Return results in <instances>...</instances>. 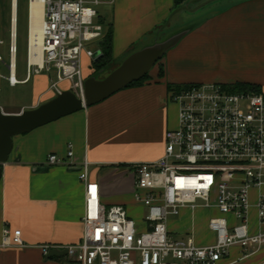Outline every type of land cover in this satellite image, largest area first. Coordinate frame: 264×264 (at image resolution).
<instances>
[{"label": "crops", "instance_id": "1", "mask_svg": "<svg viewBox=\"0 0 264 264\" xmlns=\"http://www.w3.org/2000/svg\"><path fill=\"white\" fill-rule=\"evenodd\" d=\"M192 2L197 0L176 9L185 10L175 19L180 23L177 28L198 20L199 6L190 8ZM174 6V0H101L97 20L103 27L102 36L111 29L114 68L125 54L150 43L151 35L156 33L160 38L171 30ZM29 14L27 1L26 56ZM204 16L159 61L162 73L155 64L144 82L13 137L0 179V242L4 228L20 229L24 246L0 247V264H78L66 256L46 258L42 246L65 247L81 240L85 195L78 175L84 159L90 162V177L101 185L105 205L140 206L133 199L130 165L160 157L166 130L177 126L178 105L170 100L168 84L246 82L259 85L264 96V0H234ZM19 17V0H0V109L5 113L35 108L57 95L50 88L47 73L26 79V66L18 71ZM143 37L148 39L143 41ZM14 38L13 54L10 47ZM91 47L100 50L99 41ZM82 57L86 78L95 72L92 60L84 54ZM10 77L15 84L9 82ZM3 88L9 93L20 88L17 93L27 92L29 102L17 108L4 106L14 96L4 102ZM59 88L68 90L69 83L62 82ZM69 145L73 156L66 157L68 164L45 163L49 154L65 156ZM213 213L184 209L178 216L179 224L171 226L168 221L169 233L173 237L190 233L198 245L212 243L215 236L207 221ZM196 216L204 221L202 232L199 226L186 224ZM251 216L254 222L255 215ZM135 221L143 228L140 220ZM256 230L254 224L252 232ZM217 264H264V246L254 253L233 246Z\"/></svg>", "mask_w": 264, "mask_h": 264}, {"label": "built area", "instance_id": "2", "mask_svg": "<svg viewBox=\"0 0 264 264\" xmlns=\"http://www.w3.org/2000/svg\"><path fill=\"white\" fill-rule=\"evenodd\" d=\"M27 1L30 11L32 0ZM42 2L40 56L31 59L28 33L26 79L44 72L56 94L62 92L59 84L68 82V90L82 96V55L92 61L101 55L90 43L102 37L101 0ZM170 100L178 105L177 126L166 130L162 155L130 165L133 199L146 209L145 229L124 205L102 202L101 185L90 177V162L84 159L78 175L85 195L81 240L65 247L44 245V255L58 248L78 264H217L233 246L248 253L264 246V96L206 82L170 92ZM72 156L69 145L65 156L49 154L45 163L65 165ZM251 189H256L254 204ZM184 209L214 212L207 221L212 243L198 245L190 233L170 235L168 218ZM12 246H24L21 231L4 228L0 247Z\"/></svg>", "mask_w": 264, "mask_h": 264}, {"label": "water", "instance_id": "3", "mask_svg": "<svg viewBox=\"0 0 264 264\" xmlns=\"http://www.w3.org/2000/svg\"><path fill=\"white\" fill-rule=\"evenodd\" d=\"M205 18L204 16L188 25L173 29L161 38H156L150 43L136 47L119 59L118 65L103 77L100 75L106 72L108 67L86 77L82 96H77L71 90H64L35 108L21 110L18 113H5L0 109V179L2 177V164L8 160L15 135L30 132L84 107L94 105L132 82L141 79L170 49L175 47L190 30ZM12 42L13 48H15V38ZM65 255L66 249L53 248L45 257H62Z\"/></svg>", "mask_w": 264, "mask_h": 264}, {"label": "rangeland", "instance_id": "4", "mask_svg": "<svg viewBox=\"0 0 264 264\" xmlns=\"http://www.w3.org/2000/svg\"><path fill=\"white\" fill-rule=\"evenodd\" d=\"M232 1H234V0H212V1L197 0V2H192L191 4H189V7L195 8V7L199 6V11H198L199 17H198V19H201L202 16L205 15V13L213 11L214 9L215 10L216 9H222L225 6H227L228 3L232 2ZM19 13H20V17H19V22H18V37L16 40V46H17L16 57H17L18 71H24L25 66H26L27 0H19ZM184 13H185V10H183V11L176 10V9L173 10L172 15H171L172 16V27H170L171 30L176 29L178 27V25H180V23H178V21L176 22L175 19H177V17L180 15H184ZM171 30H169V31H171ZM166 32H168V30ZM162 36L163 35H160V38ZM156 37H157L156 33L154 35H151L149 37V38H151L150 42H152ZM145 39H148V38L143 37L142 40L145 41ZM96 42L97 41H91L90 43L92 44V43H96ZM81 61H82V67H83L84 66L83 57H82ZM156 65H158V68L162 67L161 62H159V61L156 63ZM221 66H223V64H221ZM108 72L107 71L104 72L103 76L106 75ZM52 77L54 78V73H52ZM17 90L19 92H21L20 88L12 91V93H9V91L6 90L5 88L2 89V95H3L4 102H5V100H7L9 98V96H11V95L14 96L11 99V101L10 100L7 101L8 103H6V102L3 103L4 106L17 108L18 106H21L22 104H26L29 102L27 92L17 93ZM254 92H256V91H254ZM26 109H30V107H26L25 110ZM262 191L264 192V187L262 188ZM255 194H256V189H251V191H250V203L251 204L255 203ZM126 208H127L128 212L130 213V215H129L130 217H132L135 220L143 221V217H144L145 211H146V209L143 205H140L139 207H136V208L132 207V206H127ZM250 215H252V216L255 215V207H253V206L250 209ZM168 221H169V224L171 226H173V225L176 226L177 224H179L178 217L171 216L168 218ZM191 223L194 224L195 227L199 226L198 230L202 232V227L204 226V221L201 217L196 216L195 218H193V221H191V219H188L186 222V224H191ZM143 229H145V227L141 228V230H143ZM174 237L178 238V237H180V235L174 234Z\"/></svg>", "mask_w": 264, "mask_h": 264}, {"label": "trees", "instance_id": "5", "mask_svg": "<svg viewBox=\"0 0 264 264\" xmlns=\"http://www.w3.org/2000/svg\"><path fill=\"white\" fill-rule=\"evenodd\" d=\"M189 0H174V7L177 9L178 7L185 5ZM99 49L101 52V55L96 60L92 61V66L94 68V72L99 71L102 68L108 67L109 71L112 70L114 66L112 65V32L110 27L105 32V34L102 36V38L99 40ZM162 67L159 68V72L162 73ZM148 78V74L143 76L141 79L132 82L128 86L138 85L142 82H144ZM191 84H182V85H173L168 84V90L170 92H179L183 89H186ZM229 90L231 91H256L258 93H261V88L259 85L253 84V83H246V82H236L230 85H226Z\"/></svg>", "mask_w": 264, "mask_h": 264}, {"label": "bare ground", "instance_id": "6", "mask_svg": "<svg viewBox=\"0 0 264 264\" xmlns=\"http://www.w3.org/2000/svg\"><path fill=\"white\" fill-rule=\"evenodd\" d=\"M43 17L42 0H32L29 14V41L31 50V59L37 60L40 56L39 45L41 43V21ZM14 32L12 33V36ZM12 53L14 54L13 45ZM13 79V78H12ZM14 80V79H13Z\"/></svg>", "mask_w": 264, "mask_h": 264}]
</instances>
